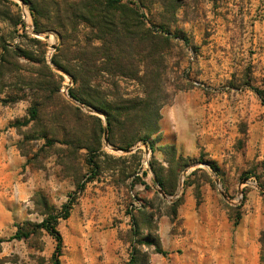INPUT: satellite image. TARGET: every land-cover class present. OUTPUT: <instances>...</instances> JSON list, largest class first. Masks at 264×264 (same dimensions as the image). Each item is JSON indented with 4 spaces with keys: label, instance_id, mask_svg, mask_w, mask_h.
Here are the masks:
<instances>
[{
    "label": "rangeland",
    "instance_id": "rangeland-1",
    "mask_svg": "<svg viewBox=\"0 0 264 264\" xmlns=\"http://www.w3.org/2000/svg\"><path fill=\"white\" fill-rule=\"evenodd\" d=\"M30 1L46 12L68 5ZM124 3L136 4L148 28L173 36L164 58L140 63V76L147 68L152 84L161 82L154 95L164 104L150 144L129 150L109 144L106 117L72 99V78L52 64L55 56L74 64L71 51L85 46L89 29L80 26L62 48L58 30L34 32L23 0H0L1 35L21 47V35L40 40L28 47L45 53L55 75L44 72L49 87L39 94L36 121L31 92L15 104L0 102V264H53L56 241L46 230L12 237L69 201L70 217L57 226L61 264H127L132 255L136 264H264V105L252 90L264 91V0H174L175 16L158 0ZM18 19L25 29L13 27ZM21 61L24 77H40V66ZM97 74L94 86L109 99L144 96L140 82ZM88 139L102 144L99 175L74 195L87 180L88 154L79 147Z\"/></svg>",
    "mask_w": 264,
    "mask_h": 264
},
{
    "label": "trees",
    "instance_id": "trees-1",
    "mask_svg": "<svg viewBox=\"0 0 264 264\" xmlns=\"http://www.w3.org/2000/svg\"><path fill=\"white\" fill-rule=\"evenodd\" d=\"M124 1L64 0V3L68 4L66 9H61L56 5L54 11L46 12L36 7L30 0H23L30 6L34 32L42 34L48 30H58L62 48L67 49L69 44L78 38L80 26L84 25L89 29L85 46L82 48L77 45L71 51V61H74V64L64 65L57 60V56L52 59V64L72 78L74 87L69 89L72 99L106 117L109 144L121 150H129L140 142L150 144L149 137L158 130L159 111L164 104L159 95H154V93L157 94L161 82L152 84L147 68L140 76V63L149 64L155 54H160L164 58L173 36L161 27L148 28L145 23L152 22L142 20L135 3H124ZM158 1L163 6L164 14L175 16L177 7L174 6V0ZM142 4L144 3H140V5ZM0 16H4L1 10ZM41 19L48 23H43ZM11 24L14 28L21 26L25 29V24L20 19L17 20V23ZM20 38L27 42L26 45H22V47L11 45L0 31V82L2 87L0 102L15 104L28 98V92H31L33 106L30 109V121H36L42 106L39 94L42 91H47L49 87L47 77L55 75L46 63L45 53L36 54L28 47L33 45L40 47L42 46L41 41L30 39L26 34L21 35ZM176 38L188 44L187 38ZM95 42H99L100 45H94ZM21 60L40 66V77L38 79L24 77L21 72L27 66ZM99 63L100 67L97 69L96 66ZM45 71L49 74L47 77H45ZM98 71L113 78H129L140 82L144 88V96L137 97L134 101L122 100L119 96L115 99L116 101L109 99L110 96H113L109 91H101L94 86L95 78L99 76ZM6 87L9 88L8 91H4ZM252 90L264 105V91L255 87H252ZM76 111L82 115L79 108H76ZM134 112L138 115H133ZM101 147L102 144L96 147L92 139H88L82 147H79L88 154L86 162L89 172L87 180L77 185L74 195L83 193L86 184L92 182L99 175V164L95 155ZM211 168L217 171L213 164H211ZM158 184L167 191L161 181H158ZM70 198L73 199V197ZM73 204L74 201H69L68 204L62 206L60 211L48 210L45 213L46 217L39 224L26 223L25 226H19L12 239L26 240L36 234L38 230H46L56 241L52 263L61 264L63 238L57 226L60 221L70 217ZM148 244L154 245L157 253L166 254L158 243L150 241ZM127 264H136L135 255H132Z\"/></svg>",
    "mask_w": 264,
    "mask_h": 264
},
{
    "label": "bare ground",
    "instance_id": "bare-ground-1",
    "mask_svg": "<svg viewBox=\"0 0 264 264\" xmlns=\"http://www.w3.org/2000/svg\"><path fill=\"white\" fill-rule=\"evenodd\" d=\"M29 17V16H28ZM50 40L52 41V36L50 37Z\"/></svg>",
    "mask_w": 264,
    "mask_h": 264
},
{
    "label": "water",
    "instance_id": "water-1",
    "mask_svg": "<svg viewBox=\"0 0 264 264\" xmlns=\"http://www.w3.org/2000/svg\"><path fill=\"white\" fill-rule=\"evenodd\" d=\"M37 35H40V34H37ZM106 134H107V132H106ZM106 141H107V139H106Z\"/></svg>",
    "mask_w": 264,
    "mask_h": 264
}]
</instances>
